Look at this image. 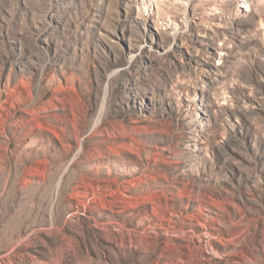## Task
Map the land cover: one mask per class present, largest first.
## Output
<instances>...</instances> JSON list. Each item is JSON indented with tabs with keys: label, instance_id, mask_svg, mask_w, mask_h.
I'll use <instances>...</instances> for the list:
<instances>
[{
	"label": "rangeland",
	"instance_id": "374dc122",
	"mask_svg": "<svg viewBox=\"0 0 264 264\" xmlns=\"http://www.w3.org/2000/svg\"><path fill=\"white\" fill-rule=\"evenodd\" d=\"M0 264H264V0H0Z\"/></svg>",
	"mask_w": 264,
	"mask_h": 264
}]
</instances>
